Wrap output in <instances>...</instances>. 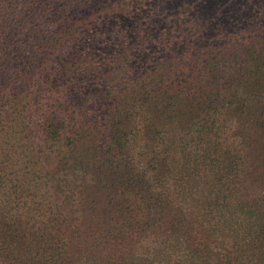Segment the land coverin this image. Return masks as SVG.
I'll list each match as a JSON object with an SVG mask.
<instances>
[{"label":"trees","instance_id":"obj_1","mask_svg":"<svg viewBox=\"0 0 264 264\" xmlns=\"http://www.w3.org/2000/svg\"><path fill=\"white\" fill-rule=\"evenodd\" d=\"M0 264H264V0H0Z\"/></svg>","mask_w":264,"mask_h":264},{"label":"rangeland","instance_id":"obj_2","mask_svg":"<svg viewBox=\"0 0 264 264\" xmlns=\"http://www.w3.org/2000/svg\"><path fill=\"white\" fill-rule=\"evenodd\" d=\"M220 2H222V0H220ZM168 33H170V30L167 31V32H165V36H164L165 37L164 38L165 40H168L167 39V34ZM190 34H192V29L191 28H189L188 31H185V32H182V33L175 32L174 36H169V38L173 39V41H176V43H178L180 37L182 36L186 40L185 43H189L187 45V47L189 49H190V46L194 45L195 43H199V44L200 43H211L210 40H209V37H211L210 34L209 35L207 33L206 34L204 33L202 35L198 34L199 37H197L196 35H190ZM188 35H190L189 38H188ZM171 43H174V42H171Z\"/></svg>","mask_w":264,"mask_h":264}]
</instances>
